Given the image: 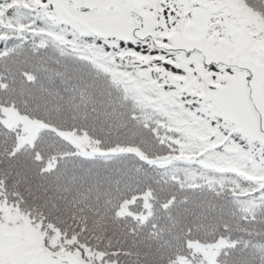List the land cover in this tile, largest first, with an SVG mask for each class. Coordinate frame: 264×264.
Wrapping results in <instances>:
<instances>
[{
  "label": "trees",
  "instance_id": "obj_1",
  "mask_svg": "<svg viewBox=\"0 0 264 264\" xmlns=\"http://www.w3.org/2000/svg\"><path fill=\"white\" fill-rule=\"evenodd\" d=\"M241 1L264 24V0ZM0 6V108L11 105L45 123L31 142L18 143L20 128L6 125L0 111V202L27 214L46 243L78 247L96 264H170L179 255L182 264H222L226 242L213 263L188 242L227 236L217 230L224 222L233 238L246 230L237 205L214 192L240 173L244 186L255 169L221 161L213 144L223 141L209 143L208 132L206 145L190 144L184 126L191 114H178L192 100L174 87L159 94V84L173 77L157 72L158 64L66 43L72 25L40 4ZM60 130L85 132L98 150L79 151ZM117 144L116 153L101 154ZM240 196L243 209L248 201Z\"/></svg>",
  "mask_w": 264,
  "mask_h": 264
},
{
  "label": "snow or ice",
  "instance_id": "obj_2",
  "mask_svg": "<svg viewBox=\"0 0 264 264\" xmlns=\"http://www.w3.org/2000/svg\"><path fill=\"white\" fill-rule=\"evenodd\" d=\"M145 6L151 8L152 4L138 5L135 0H88L86 3H79L78 10L87 16L111 19L127 13L135 17V22L132 30L125 33L113 29L102 32L84 31L81 26L73 23L70 32L64 30L65 38L69 35L72 37L71 41L66 39V43L75 45L82 41L84 46L101 48L113 58L139 57L141 60L158 64L157 72L163 70L167 76L176 77L179 81L192 69V65L186 69L176 63L175 53L181 49L173 47L171 33L187 28L193 34L188 41L193 45L191 52H197L195 45L203 43L209 37L221 45H227L235 40L229 32L224 8L221 6L214 8L207 0H170L167 7L161 4L159 13L165 20L164 25L158 22L150 25L141 10ZM158 19L159 17L157 21ZM87 36L92 37L91 43L82 39ZM145 45L147 51H142ZM73 50L76 51L75 46ZM201 64L210 70L208 76L215 83L209 84L207 97L190 102L195 105L194 109L190 108L193 112L192 121L201 123L197 116L209 119L210 123L214 120L213 135L223 141L225 155L235 148L243 154L246 171L249 163L255 169L244 186L240 183L244 174L240 173L239 178L234 179L229 187H222L214 192L217 199L227 195L237 205L235 211L240 212V220L246 229L241 235L233 238V229L229 223L218 225L217 230L222 227L224 232L228 233L227 236L221 234L219 237L220 241L226 242L222 264H264V58L258 63L251 58L242 60L240 56H236L230 62L224 63L201 56ZM221 68L227 72L223 79L219 78L223 75ZM140 74L142 73H138ZM213 99L215 104L212 102ZM244 113L248 116L255 114V132L237 127L236 121ZM131 118L135 119V115L133 114ZM176 142L179 143V140ZM257 143L260 145L259 157L256 156ZM213 147L219 145L213 144ZM120 148L121 146L117 144L100 152L102 155L105 151L116 153ZM256 176H260V179L257 180ZM240 193H243V199L248 201V206L243 209L239 208ZM257 209L261 211L258 212ZM6 247L7 241L0 237V264H31L30 259L25 256L5 255Z\"/></svg>",
  "mask_w": 264,
  "mask_h": 264
},
{
  "label": "rangeland",
  "instance_id": "obj_3",
  "mask_svg": "<svg viewBox=\"0 0 264 264\" xmlns=\"http://www.w3.org/2000/svg\"><path fill=\"white\" fill-rule=\"evenodd\" d=\"M27 1L33 5L36 3L40 4L41 9L54 15L60 21L67 22L70 25L75 23L81 26V29L84 31L102 32L113 29L118 30L120 33H125L132 30L135 22V17L127 13H122L111 19L82 14L78 10L77 5L79 3H86L88 0H72V2L70 0ZM169 2L170 0H135V3L138 5L152 4L151 8L145 6L141 9L150 25L157 22L160 25H164L165 20L160 16L159 7L161 4L167 7ZM207 2L214 8L217 6L224 8L229 32L235 37V40L234 42H229L227 45H221L214 42L212 37H209L203 43L195 45L198 49L197 52H191L193 45L188 43V41L192 38L193 34L187 28L171 33L173 36V47L181 49V51L175 53L176 63L186 69L191 64L192 69L186 72L183 80L178 81L176 77L172 76V80L160 83L158 92L162 96H165L173 87L176 92L180 91L182 96L191 99L192 102L208 96V86L215 82L211 81L208 76L210 70L201 64V56L208 60H220L224 63L230 62L236 56H240L242 60L251 58L258 63L261 58H264V24L255 12L245 6L241 0H207ZM157 17H159L158 21ZM109 34L111 33L109 32ZM143 50L147 51V45H145ZM221 73L223 75L219 77L220 79L227 76L224 68H221ZM177 84H179V87H177ZM212 102L213 104L216 103L214 99ZM183 107L184 104L180 106V108ZM189 107L194 109L195 105L192 103V105L186 106L187 109L183 111L184 114H181V116L178 114L180 119H183L182 117L186 114H191L190 117L192 118L193 112L188 109ZM0 111L1 119L6 125L18 126L20 128L18 143L31 142L35 131L45 125L39 119L18 112L11 105H2ZM186 116L189 117V115ZM197 120H201L202 122L194 123L191 121L190 123L187 122L184 126L188 138H191L192 142L190 144L195 143L199 147L203 146L205 144L203 140H209L208 133L211 134L210 139H213L212 142L217 141L218 139L213 135L215 132V121L212 120L210 123L209 119H203L200 116H197ZM236 124L238 128L255 132V114L253 113L251 116H248L246 113L241 114ZM59 132L81 152L87 153L98 150L93 140L85 132L78 133L73 130H60ZM205 132L208 133L205 134ZM236 138L238 139V137ZM219 149L215 154L221 158V161H224L225 158V163L228 164H232L231 162H235L234 164H238V162L245 163L243 154L239 150L233 148L227 155H224L223 143L219 145ZM259 149L260 145L257 143V157H259ZM213 152L212 156H208L210 159H215ZM249 166L252 167L251 163H249ZM0 237H3L7 241L5 255L25 256L30 259L31 264H96L91 258L84 257L78 247L66 248L58 245L55 248L56 238H54L55 240L51 238L46 243L42 231L37 224L31 222L27 214L2 201L0 202ZM188 243L193 252L199 253L202 257L213 263L216 250L225 242L219 239L213 242H201L191 239ZM183 261L184 255H179L176 261L170 264H182Z\"/></svg>",
  "mask_w": 264,
  "mask_h": 264
}]
</instances>
